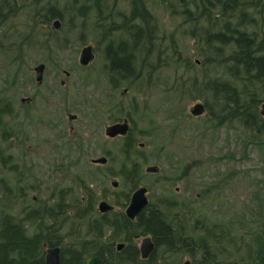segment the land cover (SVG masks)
<instances>
[{
  "label": "rangeland",
  "instance_id": "1",
  "mask_svg": "<svg viewBox=\"0 0 264 264\" xmlns=\"http://www.w3.org/2000/svg\"><path fill=\"white\" fill-rule=\"evenodd\" d=\"M131 1L100 0L102 16H110L105 22L120 24ZM143 1L158 24L159 39L151 48L150 67L144 71L152 73L132 78L135 81H119L115 88L111 63L105 58L103 28L93 25L92 18L98 14L94 2L0 0V15L9 12L8 21L0 19V107L5 103L12 106V114L0 119V182L5 185L0 186V210L21 215L31 208L50 206L61 194L67 203L77 199L84 203L89 188L95 190V209L103 194L110 201L129 190L131 195L135 188L120 174L124 139L105 133L107 124L129 117V113L138 153L146 158L135 160L143 171L139 185L149 187L154 204L164 198L181 203L184 213H211L214 219L229 220L226 210H232L230 219H234L235 211L263 200L262 148L247 144L240 130L220 126L208 112H191L203 100L190 93V80L198 77L201 62L195 54V41L187 35L183 8L177 0ZM55 3L61 16L47 21V10ZM81 5H88L90 16L85 22L72 12ZM56 19L60 28H55ZM119 33L115 29L110 37ZM86 44L96 50V60L87 67L80 64ZM181 53L183 64L177 61ZM185 58L199 67L188 66ZM41 61L47 63V71L39 85L35 66ZM142 65L140 62L138 69ZM28 96L32 101H23ZM78 111V120L70 121L68 113ZM3 134L8 137L5 141ZM106 152L113 158L109 165L91 162L92 157ZM149 164L160 166V171L146 172ZM114 179L120 181L116 188ZM128 205L129 201L116 209L126 211ZM73 209L67 214L66 227L58 231L62 235L85 228L84 221L72 218L76 207ZM237 225L245 230L246 223ZM67 234L64 243L70 240ZM141 242L139 238V245Z\"/></svg>",
  "mask_w": 264,
  "mask_h": 264
},
{
  "label": "trees",
  "instance_id": "2",
  "mask_svg": "<svg viewBox=\"0 0 264 264\" xmlns=\"http://www.w3.org/2000/svg\"><path fill=\"white\" fill-rule=\"evenodd\" d=\"M90 1L98 13L97 19L92 18L93 25L100 27L106 20L103 6L100 0ZM177 1L183 8L187 35L195 41V54L201 62L199 67L185 58L188 66L200 69L198 77L190 80V93L203 99L209 118L220 126L240 130L247 144H257L264 151V115L260 110L264 102V0ZM87 6L72 11L83 22L90 16ZM47 11V21L61 16L56 3ZM1 18L8 21L9 12L2 13ZM121 24L129 39H122L118 45L110 43L107 55L112 68L126 74L133 69L134 61L147 60L145 50L137 60L136 50L139 44H148L147 40L159 39L158 24L143 0L131 1ZM80 39L84 41L85 37ZM182 57L179 54L177 61L183 64ZM5 114H12L10 103L0 107V119ZM3 139H8L7 134L2 135ZM138 149L131 130L124 139L121 167L131 189L139 184L143 172L134 157ZM138 157L141 162L146 159L139 154ZM11 167L15 170V165ZM0 186L5 188L3 182ZM129 191L124 194L123 204L129 199ZM154 202L150 201L135 220L124 211L98 214L94 219L92 200L82 205L77 199L68 205L62 194L50 206L31 208L21 215L1 209L0 264H45L46 249L53 245L62 247L63 264H85L86 257L92 254L100 255L104 264H184L186 257L191 264H264V198L240 208L243 214L235 211V221L230 219L233 212L229 209L224 214L229 220H219L211 213H184L181 203L164 198ZM72 207L77 209L72 218L84 221L81 224L85 228L67 232L70 240L64 243L66 234L59 232L66 227ZM238 222L246 223L245 230ZM137 235H151L156 243L148 258L141 255ZM116 241L126 242L125 247L117 250Z\"/></svg>",
  "mask_w": 264,
  "mask_h": 264
},
{
  "label": "flooded vegetation",
  "instance_id": "3",
  "mask_svg": "<svg viewBox=\"0 0 264 264\" xmlns=\"http://www.w3.org/2000/svg\"><path fill=\"white\" fill-rule=\"evenodd\" d=\"M106 17H109L110 18V16H108V15H106L104 18L106 19ZM57 20V19H56ZM56 20H54V25H55V28H60L61 27V25L60 26H57L56 25V23H55V21ZM113 22V24H109V23H111V22H109V23H107V22H105L104 21V23H102L101 24V28H103V30H101V34H102V40H104V42H106V46H105V58H107L108 60H109V62H110V59H109V57H108V55H107V48H108V46L110 45V43L112 44V43H114L115 45H118L119 43H120V41L122 40V39H124V40H126V39H129L128 38V36H127V34H126V31H125V29H124V27H121V23L123 22V19H122V22L119 24V23H117L115 20H113L112 21ZM117 23V24H116ZM61 24V23H60ZM115 29H117L120 33H119V35H115L114 37H110L111 36V33L115 30ZM56 31V30H55ZM123 37V38H122ZM155 37L154 38H152L151 40H147V41H149V43L148 44H146V43H144V44H139V46H138V48H137V50H136V54H137V60L138 59H140V57H139V55L141 56V53L142 52H147V60L145 61V62H143V60H140V62H142L143 63V65L141 66V69H138V65H139V62H135L134 61V65H133V69L130 71V72H127L126 74H124V73H122L120 70H118V69H114V68H112V66H111V64L109 65L110 67V70H111V77H112V83H113V87H115V88H117V87H119V85L121 84L120 82H126L127 80H125L126 78H137L138 76H140V77H146L147 75H150L152 72H151V70H148V72L146 73V72H144V71H146L149 67H150V63H149V60H150V58L153 56V54H152V51H151V48L154 46L153 44H155ZM87 45H92V44H86L85 46H87ZM84 46V47H85ZM143 50H145V51H143ZM142 51V52H141ZM82 52H83V50H82ZM82 52H81V55H82ZM92 52H93V54H94V57H93V59L91 60V63L94 61V60H96V50H95V47L92 45ZM80 58H81V56H80ZM199 61V60H198ZM41 62H43V61H41ZM40 63V62H39ZM45 63V72H44V77H43V80L42 81H38L37 79H36V76H35V79H36V81H37V83L40 85V84H42V82L44 81V78H45V73H46V71H47V63L46 62H44ZM90 63V64H91ZM111 63V62H110ZM80 64L82 65V66H84L81 62H80ZM90 64H88V65H86L85 67H87V66H89ZM143 71V72H142ZM66 72H67V75H70V72L68 71V70H66ZM116 78V79H115ZM117 78H120V79H117ZM115 80H118V82L119 83H116V81ZM129 82V81H128ZM65 83V81H62V84H64ZM125 91H128L127 89H125ZM23 99V101H32V97H30V96H28V97H23L22 98ZM203 102V101H202ZM198 103V102H197ZM205 105V104H204ZM205 112H208L207 111V108H206V106H205V110H204V113ZM79 116H80V113H79V111L78 112H74V113H68V117H69V120L70 121H76V120H78V118H79ZM129 117H124L123 119H118V118H116L115 120H114V122H112V123H109V124H113V123H117V122H122L125 118H128L129 119V122H130V131L128 132V134L131 132V130H132V125H131V119H130V115H128ZM109 124H107L106 125V127H105V133H106V128H107V126L109 125ZM128 134H126V135H123V134H120V135H117V136H115V137H110V136H108L107 134V136L108 137H110V138H113V139H117V138H123V139H125V137L128 135ZM142 144V143H141ZM140 144V145H141ZM143 145H144V143H143ZM139 154V153H138ZM138 154H137V152H135V154H134V157H135V159L136 160H139V157H138ZM140 155V154H139ZM102 156H105V157H107V160L105 161V162H102V161H95V159H98V158H100V157H102ZM102 156H97V157H92L91 158V162L93 163V164H97V165H109L110 163H111V161H112V154H111V152H106V154L105 155H102ZM144 157V156H143ZM139 162H141V160H139ZM139 162H137V163H139ZM149 165H156V164H149ZM149 165H147V167L149 166ZM147 167H146V172H149V173H157V172H159V171H148L147 170ZM161 168V167H160ZM110 173H109V171L107 172V175H109ZM120 174H121V176H124L123 174H122V172H121V168H120ZM112 185L116 188V187H118L119 185H120V181L118 180V179H114L113 181H112ZM139 185V184H138ZM136 186V187H134L135 188V190L136 189H138L139 187H141V186H146V185H139V186ZM147 188H148V191H147V194H148V197H149V187L148 186H146ZM134 190V191H135ZM89 193H91V195L89 194ZM133 194V193H132ZM132 194L129 196V199H128V201H129V203H130V200H131V196H132ZM107 194H103V198L100 200V202H99V204H98V208L97 209H95L96 210V213H94V215H98V214H104V213H108V212H112V211H115V212H121L120 210H117L116 209V206H124V205H126L127 204V202L128 201H126V204H123V203H125V202H123V203H121V201H120V198H124V194L123 195H120V194H117V197H116V195L114 196V197H112L114 200L113 201H110L109 200V198H107ZM85 197L86 198H84V200H83V202L84 203H82V205H87V204H89L90 203V201L92 200L93 202H94V206H95V208H96V196H95V190H93V189H91V188H89V189H87L86 190V195H85ZM150 198V197H149ZM104 200H106L107 202H109L112 206H113V208H111V209H108V210H106V211H102V209H101V207H100V205H101V202L102 201H104ZM123 204V205H122ZM68 205H71V203H68ZM80 207H83V206H80ZM73 208H75V207H72L71 209H70V212L72 211V210H74ZM77 210V209H76ZM75 210V211H76ZM98 212V213H97ZM125 213H126V211H124ZM75 213V212H74ZM138 216V215H137ZM137 216H136V218H137ZM93 218L95 219V218H97V217H94L93 216ZM136 218H134V219H132V220H135ZM146 236V235H145ZM151 236V235H150ZM143 235H137L136 236V239L138 240L139 238H142L143 239ZM153 238V237H152ZM120 243H124V245L120 248L119 247V244ZM137 243H138V241H137ZM125 245H126V242H124V241H116V246H117V250H121V249H123L124 247H125ZM138 245H139V243H138ZM141 245H139V247H140ZM95 255H97V254H95ZM98 256H100V255H98ZM101 257V256H100ZM102 258V257H101Z\"/></svg>",
  "mask_w": 264,
  "mask_h": 264
},
{
  "label": "water",
  "instance_id": "4",
  "mask_svg": "<svg viewBox=\"0 0 264 264\" xmlns=\"http://www.w3.org/2000/svg\"><path fill=\"white\" fill-rule=\"evenodd\" d=\"M57 26H60V21L57 19L55 21ZM94 57V54L92 52V46L87 45L83 48L82 56H81V62L83 64H88ZM37 71V80L42 81L44 77L45 72V63H41L36 67ZM262 108V114L264 115V103ZM193 113L199 114L204 112L205 105L203 103H197L192 108ZM130 131V122L128 118H125L122 122L113 123L106 128V133L110 137H115L117 135L123 134L126 135ZM107 160V157L102 156L98 159H95V161H102L105 162ZM148 171H159L160 166L158 165H149L147 167ZM148 188L146 186H141L138 189H136L132 196L130 203L128 207L126 208V214L134 219L139 214V212L146 207L150 200L147 194ZM102 211H106L108 209L113 208V206L107 202L106 200L101 202L100 205ZM124 245V243H120L119 247L121 248ZM156 248V243L153 240L152 236L146 235L143 237L140 250L141 255L143 258H148L151 253ZM45 264H63L62 261V247L60 245H53L48 246L46 249V259ZM85 264H104V259L101 258L98 255L92 254L86 257ZM184 264H191V261L188 259L184 262Z\"/></svg>",
  "mask_w": 264,
  "mask_h": 264
},
{
  "label": "bare ground",
  "instance_id": "5",
  "mask_svg": "<svg viewBox=\"0 0 264 264\" xmlns=\"http://www.w3.org/2000/svg\"><path fill=\"white\" fill-rule=\"evenodd\" d=\"M90 46H92V45H90ZM82 56V55H81ZM80 62H81V58H80ZM41 63H44V62H40L39 64H41ZM82 63V62H81ZM91 63V61L88 63V64H90ZM39 64H37L36 66H35V72H36V75H37V71H36V67L39 65ZM83 64V63H82ZM88 64H83V65H88ZM36 79H37V77H36ZM198 103H203V102H198ZM264 103V102H263ZM263 103H262V105H263ZM204 104V103H203ZM261 105V113H262V108H263V106ZM109 125H111V124H109ZM108 125V126H109ZM107 134V133H106ZM109 136V135H108Z\"/></svg>",
  "mask_w": 264,
  "mask_h": 264
}]
</instances>
